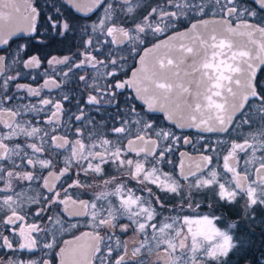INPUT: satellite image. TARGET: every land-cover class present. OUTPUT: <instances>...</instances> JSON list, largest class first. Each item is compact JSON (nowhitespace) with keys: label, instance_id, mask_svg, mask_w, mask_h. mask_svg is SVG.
Here are the masks:
<instances>
[{"label":"snow or ice","instance_id":"obj_1","mask_svg":"<svg viewBox=\"0 0 264 264\" xmlns=\"http://www.w3.org/2000/svg\"><path fill=\"white\" fill-rule=\"evenodd\" d=\"M0 264H264V0H0Z\"/></svg>","mask_w":264,"mask_h":264},{"label":"flooded vegetation","instance_id":"obj_2","mask_svg":"<svg viewBox=\"0 0 264 264\" xmlns=\"http://www.w3.org/2000/svg\"><path fill=\"white\" fill-rule=\"evenodd\" d=\"M146 3H151V0H147L146 1ZM93 19H95V16H93ZM194 22V21H193ZM183 28H181L180 30H182ZM162 38H164V37H162ZM161 38V39H162ZM153 42H155V41H153ZM147 47H152V43H148L147 45H146ZM123 54H125L126 55V53H123ZM139 55H143V52H140L137 56H136V58L135 59H129L128 61H127V64L125 65V67H124V71L127 73V76H124L123 78H128L129 76H131V72L132 71H135L137 68H139L140 67V64H139ZM104 71V69L103 68H100V72L102 73ZM24 82H28V81H24ZM57 91H59V90H53V95H55V93L57 92ZM131 91L132 90H128V92L129 93H131ZM152 115H155V116H157V117H159V118H162L163 117V114L162 113H153ZM162 122H165L166 123V121H163L162 120ZM176 131H177V133L179 134L180 133V129H176ZM184 132H186V133H191L192 135H193V137H195L196 136V132H195V130L194 129H184L183 130ZM181 150H184L183 148L181 149ZM188 151H193L191 148H189L188 149ZM186 163H187V161H186ZM25 191H26V193L28 194V195H33V194H35V191H38V190H28V189H25ZM78 234V233H77ZM65 238L66 239H71L72 237H71V235L70 234H67V235H65Z\"/></svg>","mask_w":264,"mask_h":264},{"label":"water","instance_id":"obj_3","mask_svg":"<svg viewBox=\"0 0 264 264\" xmlns=\"http://www.w3.org/2000/svg\"><path fill=\"white\" fill-rule=\"evenodd\" d=\"M184 29H182L183 31ZM162 39H166V37L162 38ZM245 38L244 37H234V40L236 41H243ZM163 114V113H162ZM181 113L178 111L177 115H180Z\"/></svg>","mask_w":264,"mask_h":264},{"label":"rangeland","instance_id":"obj_4","mask_svg":"<svg viewBox=\"0 0 264 264\" xmlns=\"http://www.w3.org/2000/svg\"><path fill=\"white\" fill-rule=\"evenodd\" d=\"M147 0H142L143 3H146Z\"/></svg>","mask_w":264,"mask_h":264}]
</instances>
